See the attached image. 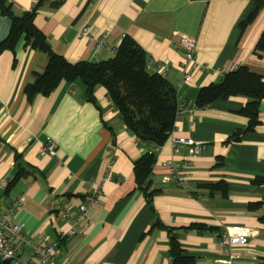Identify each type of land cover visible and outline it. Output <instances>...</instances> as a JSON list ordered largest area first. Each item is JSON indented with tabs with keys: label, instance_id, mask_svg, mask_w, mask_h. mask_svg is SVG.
Returning <instances> with one entry per match:
<instances>
[{
	"label": "crops",
	"instance_id": "0c3cea01",
	"mask_svg": "<svg viewBox=\"0 0 264 264\" xmlns=\"http://www.w3.org/2000/svg\"><path fill=\"white\" fill-rule=\"evenodd\" d=\"M16 12L30 9L37 0H9ZM253 0H43L34 23L53 49L70 61L99 60L113 55L124 35L145 50L150 71L161 65L177 87L181 114L170 133L205 143L192 158L190 188L163 182L164 159H183L188 145L173 152L170 135L156 150L150 188L151 203L137 187L133 160L149 149L122 122L101 84L95 101L87 98L81 80H62L49 94L27 98L24 85L41 71L47 54L25 44L0 51V178L25 168L8 193H0V211L22 194L11 218L21 222L35 240L65 235L70 214L78 210L91 187L100 196L90 204L76 231L62 238L48 264H172L168 232L174 227L183 249L195 256L190 264H224L232 254L237 264H264V98L260 122L239 140L226 141L247 123L238 112L248 97L217 99L198 107V89L222 75L220 67L247 65L264 75V52L254 45L264 29V4L254 19L239 31V22ZM10 19L0 12V40ZM83 26L88 36H79ZM196 38L192 62H186L178 41ZM105 37L104 44L98 38ZM205 65V68L202 66ZM51 139L56 154L40 146ZM112 159L110 161V154ZM108 171L110 172L108 176ZM227 183V192L210 191L201 183ZM250 203H256L253 208ZM202 223L205 227H190ZM247 228L243 244L223 246L218 233L229 225Z\"/></svg>",
	"mask_w": 264,
	"mask_h": 264
},
{
	"label": "trees",
	"instance_id": "16d2710c",
	"mask_svg": "<svg viewBox=\"0 0 264 264\" xmlns=\"http://www.w3.org/2000/svg\"><path fill=\"white\" fill-rule=\"evenodd\" d=\"M42 1L37 0L30 9L16 12L9 0H0V12L10 19L9 30L0 40V51L14 50L22 38L25 44L47 54L45 67L35 72L33 79L24 85L27 98L36 93L49 94L62 80L71 83L79 79L84 84L87 98L95 101V86H104L127 129L149 145L146 152L133 160V174L137 187L142 190L147 202L151 203L152 196L157 191L150 188L156 150L170 135L178 116L180 102L177 87L165 74L147 69L148 59L144 48L129 35L122 37L113 55L107 58L70 61L53 49L46 35L34 23L35 13ZM263 4L264 0H253L239 22L240 32L254 19ZM253 50L257 54L264 52V29ZM237 94L248 97L238 109L247 118V123L243 127H237L226 141L239 140L243 133L253 130L260 122L258 112L260 101L264 98V75L251 70L247 65H237L219 80L201 86L195 97V105L202 107L214 104L217 99ZM25 173V168L19 165L2 191L8 193L15 181ZM254 181L264 182V175L256 177ZM199 185L208 187L210 191L220 190L223 194L227 192V183L222 180ZM255 204L250 203L248 206L253 208ZM156 224L164 226L168 232V252L172 264L193 263L195 256L183 249L174 227L163 225L160 221H156ZM191 226L205 227L202 223H192ZM0 264L9 263L0 261Z\"/></svg>",
	"mask_w": 264,
	"mask_h": 264
},
{
	"label": "built area",
	"instance_id": "2783aa9c",
	"mask_svg": "<svg viewBox=\"0 0 264 264\" xmlns=\"http://www.w3.org/2000/svg\"><path fill=\"white\" fill-rule=\"evenodd\" d=\"M79 36H88L89 27L83 26L79 32ZM99 44H104L105 37L98 38ZM179 46L184 51L186 62H192L195 58L197 49L196 38L190 35H183L178 41ZM147 69L150 68V63L147 62ZM235 65L220 67L219 72L223 76ZM205 68V65L202 66ZM161 74H165V69L159 65L157 70ZM182 103H180L178 115L181 114ZM171 145L174 153L179 151L181 143L188 145L187 156L183 159H164L161 161L162 167L165 172L162 175V180L165 183L176 185L182 188H190L191 171L188 169L189 163L192 158L196 157L202 151L205 143L202 141H194L192 138L183 135H170ZM42 152H47L51 156L56 154L55 143L51 139H47L41 146ZM110 161L112 153L110 154ZM108 166L107 165V171ZM108 176L110 172L108 171ZM111 175V174H110ZM9 180L8 176L0 178V193L2 192L5 184ZM101 189L99 184L95 183L85 199L79 203L78 210L74 214H70L67 209H62V215L70 216V227L65 235L61 237L52 238L47 235L39 240H35L27 231L21 222L11 218V213H14L22 200L23 195L19 194L14 197L8 206V211H0V261L8 262L9 264H48L57 252L62 238L71 235L76 231V224L83 218L90 204L97 201L100 196ZM219 242L223 246L243 244L248 239V231L244 225L232 224L226 227L223 231L218 233ZM224 264H237L233 260L232 254L223 258Z\"/></svg>",
	"mask_w": 264,
	"mask_h": 264
}]
</instances>
